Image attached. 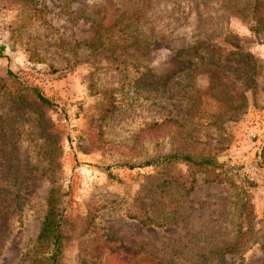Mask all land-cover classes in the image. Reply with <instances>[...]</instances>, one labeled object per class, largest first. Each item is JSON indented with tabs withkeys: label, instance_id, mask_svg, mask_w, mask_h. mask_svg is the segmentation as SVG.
Returning a JSON list of instances; mask_svg holds the SVG:
<instances>
[{
	"label": "rangeland",
	"instance_id": "obj_1",
	"mask_svg": "<svg viewBox=\"0 0 264 264\" xmlns=\"http://www.w3.org/2000/svg\"><path fill=\"white\" fill-rule=\"evenodd\" d=\"M122 1L0 0V264H264V5Z\"/></svg>",
	"mask_w": 264,
	"mask_h": 264
},
{
	"label": "trees",
	"instance_id": "obj_2",
	"mask_svg": "<svg viewBox=\"0 0 264 264\" xmlns=\"http://www.w3.org/2000/svg\"><path fill=\"white\" fill-rule=\"evenodd\" d=\"M141 1V0H140ZM239 1V0H238ZM251 4L250 7L247 5V7L249 9H251V6L253 7V12L256 13L259 10L260 5H264V0H250ZM249 2V3H250ZM139 3V2H138ZM137 3V6L135 8V3L132 6V8L130 7V3L129 0H123L121 3L120 8H117V10L119 12L121 11H126V9H130V11H132L133 13H135V10H139V5ZM85 7H89L87 5H85ZM92 8V7H90ZM121 9V11H120ZM246 9V7H245ZM125 13V12H124ZM259 15H256V17L252 16L254 20H257V22L260 24V27H263L264 25H262L261 23V17ZM122 18V14L118 13V14H111L109 16V23L108 25H113L114 22L117 23L118 20H120ZM124 18V16H123ZM122 18V20H123ZM107 19V18H106ZM106 19H102L103 21H105ZM121 20V21H122ZM108 37H104V41L103 43H105V41L107 40ZM199 46H197L196 44L194 45H190L189 47L183 48L181 51H186L187 49L191 50L194 49L195 53L198 55V51H199ZM3 47H0V52L3 51ZM184 62H189V60H183ZM32 90L37 94V96L44 102H47L49 104H53L49 99H47L46 97H44L38 89L36 88H32ZM175 161H185V162H193L195 164H200L202 163L201 161H198L196 159L193 158L192 155L189 154H181V153H172L169 154L167 157H164L162 159H160L158 161L159 164H168L171 162H175ZM151 164V163H149ZM203 164V163H202ZM201 164V165H202ZM64 223V216H63V212L59 213V211H54L53 209L51 210V212L48 214L46 221L44 223V227L43 230L40 234V238H42L43 240H51L53 239V245H54V249L51 253V264H61V253H62V246H61V230H62V226Z\"/></svg>",
	"mask_w": 264,
	"mask_h": 264
}]
</instances>
